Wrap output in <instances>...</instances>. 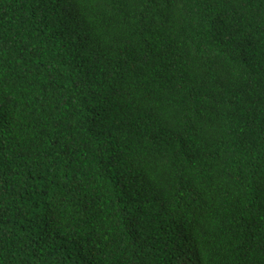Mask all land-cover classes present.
<instances>
[{"label": "trees", "instance_id": "16d2710c", "mask_svg": "<svg viewBox=\"0 0 264 264\" xmlns=\"http://www.w3.org/2000/svg\"><path fill=\"white\" fill-rule=\"evenodd\" d=\"M0 264H264V0H0Z\"/></svg>", "mask_w": 264, "mask_h": 264}]
</instances>
